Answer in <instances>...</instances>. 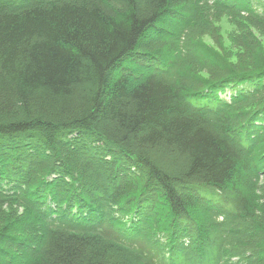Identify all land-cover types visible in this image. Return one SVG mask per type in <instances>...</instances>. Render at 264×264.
<instances>
[{"label":"trees","instance_id":"trees-1","mask_svg":"<svg viewBox=\"0 0 264 264\" xmlns=\"http://www.w3.org/2000/svg\"><path fill=\"white\" fill-rule=\"evenodd\" d=\"M262 39L264 0H0V264H264Z\"/></svg>","mask_w":264,"mask_h":264},{"label":"rangeland","instance_id":"rangeland-1","mask_svg":"<svg viewBox=\"0 0 264 264\" xmlns=\"http://www.w3.org/2000/svg\"><path fill=\"white\" fill-rule=\"evenodd\" d=\"M222 27H223V31L226 34L227 32H229L232 29V26L229 24V22L226 19L222 20ZM262 43V47H263V52H264V39L261 40ZM233 59V56L231 57ZM143 71H146L142 66L140 67ZM228 90L225 91L224 94L226 97H228L229 93L227 92ZM224 97V96H222Z\"/></svg>","mask_w":264,"mask_h":264}]
</instances>
